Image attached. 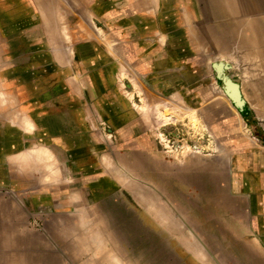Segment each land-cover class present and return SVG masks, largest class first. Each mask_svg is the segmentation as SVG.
<instances>
[{"label": "rangeland", "instance_id": "obj_1", "mask_svg": "<svg viewBox=\"0 0 264 264\" xmlns=\"http://www.w3.org/2000/svg\"><path fill=\"white\" fill-rule=\"evenodd\" d=\"M117 1L0 0V143L29 146L13 153L16 165L0 160V188L16 204L13 253L45 264H212L228 232L218 222L238 203L222 141L264 151V0H132L140 12H177L173 44L197 54L216 100L204 106L160 93L127 61L102 19ZM223 102L239 115L234 129L215 123ZM41 147L49 159L26 157Z\"/></svg>", "mask_w": 264, "mask_h": 264}, {"label": "crops", "instance_id": "obj_2", "mask_svg": "<svg viewBox=\"0 0 264 264\" xmlns=\"http://www.w3.org/2000/svg\"><path fill=\"white\" fill-rule=\"evenodd\" d=\"M107 4L102 11V19L122 46L127 61L139 71L142 70L145 77L151 76V83L160 93L177 94L191 106H204L216 101L206 89L197 54L190 48L185 49L183 44L180 47L173 44L176 42L174 38L182 34L175 25V21H178L177 12L172 15L173 18L169 14L158 16L156 12H140L136 1L132 0ZM160 38L167 43L166 46L159 44ZM71 96L76 100L75 94ZM211 112L221 129H234L239 123V115L232 110L231 104L229 106L223 102V105L212 108ZM240 116L246 125L249 121L247 115ZM22 126L27 131L31 128L27 119L22 121ZM34 130H38L37 125H34ZM226 132H223L224 137L234 139V130ZM235 138L228 142L224 138L222 142L230 153V195L238 203L230 206L228 222H218L222 226L228 225L227 238L216 242L214 256L208 257L212 264H264V151H260L250 141ZM13 147L15 151L11 150ZM28 147L23 137L14 142L0 143V160L16 165L18 159L12 160V157L17 156L13 153L23 152ZM31 155L38 161L50 158L45 147L34 149L26 157ZM1 174L0 185H6L7 179L4 173ZM12 195V189L0 188V264H45V256L13 253L12 220L13 205L16 204ZM71 196L75 198L72 201L68 199L69 206L77 202L76 196ZM197 257L198 261L206 260L204 256ZM84 259V264H141L136 256H85Z\"/></svg>", "mask_w": 264, "mask_h": 264}, {"label": "water", "instance_id": "obj_3", "mask_svg": "<svg viewBox=\"0 0 264 264\" xmlns=\"http://www.w3.org/2000/svg\"><path fill=\"white\" fill-rule=\"evenodd\" d=\"M218 79L221 80L220 78H218ZM222 82H223L224 85L226 84L225 80H223ZM224 92L227 95V97L229 98V100L232 101V102H234L235 99H234V96L233 95L236 94V92L233 91V93H229L227 88L224 89Z\"/></svg>", "mask_w": 264, "mask_h": 264}, {"label": "bare ground", "instance_id": "obj_4", "mask_svg": "<svg viewBox=\"0 0 264 264\" xmlns=\"http://www.w3.org/2000/svg\"><path fill=\"white\" fill-rule=\"evenodd\" d=\"M57 43H58V42H57ZM26 122H27V121H26ZM24 124H25V123H24ZM24 124H23V125H24ZM27 126H28V125H27ZM25 127H26V126H25ZM157 213H159V212H157Z\"/></svg>", "mask_w": 264, "mask_h": 264}]
</instances>
